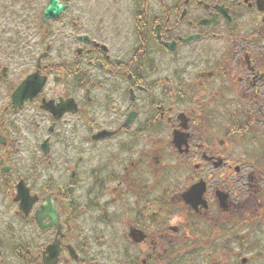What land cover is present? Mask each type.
I'll list each match as a JSON object with an SVG mask.
<instances>
[{"label":"flooded vegetation","instance_id":"obj_1","mask_svg":"<svg viewBox=\"0 0 264 264\" xmlns=\"http://www.w3.org/2000/svg\"><path fill=\"white\" fill-rule=\"evenodd\" d=\"M130 2L0 12V264H264V0Z\"/></svg>","mask_w":264,"mask_h":264},{"label":"rangeland","instance_id":"obj_2","mask_svg":"<svg viewBox=\"0 0 264 264\" xmlns=\"http://www.w3.org/2000/svg\"><path fill=\"white\" fill-rule=\"evenodd\" d=\"M24 0H0V12L6 13V9H12L15 10V13L21 14V16L24 18H27V16L32 17L31 19H22L20 18L25 25H30L31 29L35 27L34 18L40 16L39 9L44 6L47 2V0H28L29 6L24 4ZM70 4V10L66 13V16L63 20L69 21L74 20L78 23V28L76 31H82V29H85L90 24H95L97 21H100V18H102L103 14L109 15L112 14V11L114 9V6L119 5H128L130 4V0H68ZM5 6H13L10 8H7ZM30 7L29 11L27 10ZM9 14H12L10 12ZM19 14V15H20ZM114 14V13H113ZM67 17V18H66ZM14 20V18L10 19ZM17 22H19V19H16ZM58 24V28L60 30L62 29L61 35L58 36V46L61 44H64L66 42L71 43L70 40L67 38L68 32L70 31L69 27H66L64 24ZM29 27V26H27ZM34 30V29H33ZM31 30V31H33ZM58 32H60L58 30ZM67 34V35H66ZM67 43V44H68Z\"/></svg>","mask_w":264,"mask_h":264},{"label":"water","instance_id":"obj_3","mask_svg":"<svg viewBox=\"0 0 264 264\" xmlns=\"http://www.w3.org/2000/svg\"><path fill=\"white\" fill-rule=\"evenodd\" d=\"M63 10H65V6L59 0H48V4L44 9V20L58 17Z\"/></svg>","mask_w":264,"mask_h":264}]
</instances>
